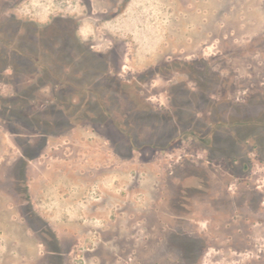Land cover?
Here are the masks:
<instances>
[{"label": "rangeland", "instance_id": "obj_1", "mask_svg": "<svg viewBox=\"0 0 264 264\" xmlns=\"http://www.w3.org/2000/svg\"><path fill=\"white\" fill-rule=\"evenodd\" d=\"M13 5L11 14L24 24L32 21L44 27L55 16L79 23V38L107 57L111 76L118 79L114 87L127 94L104 100L125 130H136L135 124L123 121L136 116L131 104L141 114L149 108L161 112L170 108L168 92L173 85L187 83L194 88L187 76L175 70L182 68H176L181 63L195 61L198 72H212L210 82H215L214 74L220 76L219 93L213 100L226 105L224 118L240 104L238 117L259 122L254 127L220 126L216 150L203 148L211 146L210 138L205 143L200 137H184L171 150L131 151L119 136L114 147L100 134L105 128L87 125L43 139L20 114L19 100L23 87L33 88L39 74L26 62L19 64L18 75L0 73V264L250 261L255 254L228 252L225 212L199 203L209 195L224 202L231 177L243 176L264 185V0H16ZM48 32L40 34L44 48L39 42L36 50L27 34L17 43L40 56L52 41ZM169 62L174 67L170 72L160 68L159 75L146 76L145 82L136 84L146 72ZM44 82L45 87L36 91L33 109L53 99L54 90L47 85L51 79L46 77ZM100 85L101 81L92 86ZM209 117L204 111L201 124ZM152 132L139 126L140 143L145 144ZM231 132H239L240 137L233 147ZM17 143L31 157L26 163ZM242 163L247 171L240 169ZM198 175L209 178V186L198 189ZM21 177L26 178L25 199L33 205L35 217L25 209L22 218L16 205L17 184L12 180ZM182 197L191 204L190 217L182 213ZM182 216L191 220L183 225ZM193 225L208 235L204 249L185 240L179 231L185 228L193 236ZM46 244L55 250L51 258Z\"/></svg>", "mask_w": 264, "mask_h": 264}, {"label": "trees", "instance_id": "obj_2", "mask_svg": "<svg viewBox=\"0 0 264 264\" xmlns=\"http://www.w3.org/2000/svg\"><path fill=\"white\" fill-rule=\"evenodd\" d=\"M49 30L52 41L47 46L45 44L47 52L43 50L44 52L40 56H33L28 52H22L21 55L26 63L34 65V68L37 67L39 77L32 83L33 88L29 86L22 88L23 92L19 95V100H22L20 114L27 121V125L31 124L37 131V135L43 139L50 135H61L78 126L87 125L96 130L105 128L106 132H100V134L110 140L114 147L116 146L115 137L119 136L129 144V147L126 146L131 151H143L147 148L155 151L158 149L171 150L184 137H200L204 142L210 138L211 146L203 148L216 150L215 138L220 126L225 128L242 125L254 127L259 122L257 118L238 117L236 110L242 106L240 104H235L237 106L234 107V112L229 113L228 118H224L223 105L224 108H227L226 105L213 100L218 92L216 89L221 83L220 76L214 74L215 82L212 83L208 79V74L212 73L210 70L198 72L195 70V65L198 62H184L176 67L182 68L175 71L187 76L196 86L189 88L187 83L173 85L168 92L171 100L170 108L161 112L149 108L141 114L139 110L136 111L137 105L131 104L132 112L136 116L132 115L131 118L123 121H127V124H135L137 128L145 126L153 130L150 137L144 142L145 144L140 143L141 137L137 133V128L135 127L136 130L122 128L104 101L107 96L113 94H119L123 98L127 97L122 88L114 87L113 84L118 79L111 76L113 72L110 71L111 67L107 57L76 41L69 40V37L57 28L50 27ZM39 42L44 48L43 40L40 39ZM172 65L169 62L164 64L165 67L160 65L152 68L146 72L143 81L138 80L139 82L136 81V84L145 82L146 76L152 79L153 76L159 75L160 68L162 71L165 68V71L170 72L171 69H174L171 67ZM46 77L51 79L50 85L54 90L53 99L47 103H41V107L37 110L33 109L31 105L35 102L36 91H40L45 86L44 79ZM100 81L102 85L98 87L96 85L95 88L92 86L93 83L97 84ZM17 83H21V81ZM119 84L122 86L120 81ZM125 86L129 87L127 84ZM250 106H258V104ZM204 111L208 112L210 117L206 124H201L200 116ZM155 130L156 132H154ZM157 130L162 131V135H157ZM238 135L239 132L229 133V140L232 142L230 147L238 143L240 138ZM17 145L22 150L21 159L23 162L30 160L31 157L24 151V147L19 143ZM260 146L258 145V147ZM130 150L128 151L130 152ZM116 151L119 155H123L120 150L116 149Z\"/></svg>", "mask_w": 264, "mask_h": 264}, {"label": "flooded vegetation", "instance_id": "obj_3", "mask_svg": "<svg viewBox=\"0 0 264 264\" xmlns=\"http://www.w3.org/2000/svg\"><path fill=\"white\" fill-rule=\"evenodd\" d=\"M9 2L10 0H0V62L4 63L0 69V73L18 75L20 73V69L22 70V67H20L19 64L25 62V60L21 58L22 52H30L29 48L27 49L25 45L19 44L17 41L24 39V36H26L25 34H27V37H30L32 42L35 43L33 46H35V49L37 50L40 41V34L43 33L45 35L46 32H48L49 25L61 30L65 36L69 37V40L76 41L79 44H82L84 47H88L92 51H95L94 45L88 44L79 38V23L75 19L64 18L63 16H55L44 27L38 26L32 21L24 24L22 20L15 17L10 12V8L15 7L13 4H16V0H13L11 6ZM46 28H48L46 32H43L42 30ZM9 30H13L14 32L10 34ZM47 34L51 36V33L48 32ZM9 39L11 41L14 40V44H9ZM32 55L34 56V54ZM8 60L11 61V63H9ZM27 64L32 71H37V67L34 68V65L30 63ZM110 71L113 70L110 68ZM51 86L52 85H50V87ZM233 164H236V162H233ZM242 164L244 165L241 166L240 169L242 171H247V164ZM197 179L199 181V184H197L198 189H204L206 186H209V178L198 175L196 176V180ZM12 181H14V184H17L15 189L16 205L18 210L21 211L22 218L25 216V209L28 212V216H37L29 199H25V195L28 193V190L25 187L26 178H16ZM229 181L228 194H225L224 202L221 200H218V202L215 197L210 196L209 193L208 200L206 202L200 201L202 203L199 204H209L211 208H214L215 210L218 209V211H223L225 212L226 216H228V252H235L239 255L250 252L255 254V256L252 257L250 261H245V264H264V185L261 186L253 184L250 182V178L243 176L231 177L229 178ZM233 185L235 186L234 189ZM179 204L183 210L182 213H186L188 215L191 210L190 202L188 203V201L182 197ZM190 215L191 214H189V217ZM189 217L182 216L179 218L184 221L183 225H185L186 221L191 220ZM257 225L261 228L255 230ZM191 228H194V235H188L185 233L187 232L185 228H182V230H179L183 235L182 237L187 241H193L196 244V247L204 249L208 243V240L206 239V236L208 237V235L199 232L196 225L191 226ZM43 231L50 232L49 229H44ZM179 240H181V238H179ZM46 250V254L50 258L55 255V250L52 249L48 244H46Z\"/></svg>", "mask_w": 264, "mask_h": 264}]
</instances>
